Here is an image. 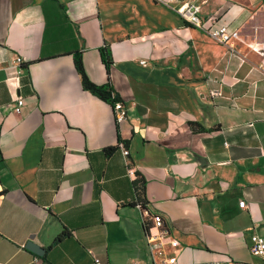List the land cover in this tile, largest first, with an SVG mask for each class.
<instances>
[{
	"label": "crops",
	"instance_id": "obj_1",
	"mask_svg": "<svg viewBox=\"0 0 264 264\" xmlns=\"http://www.w3.org/2000/svg\"><path fill=\"white\" fill-rule=\"evenodd\" d=\"M201 17L237 39L156 0H0V264H262L264 0H209ZM76 54L126 121L83 88ZM155 215L169 234L149 243Z\"/></svg>",
	"mask_w": 264,
	"mask_h": 264
},
{
	"label": "built area",
	"instance_id": "obj_2",
	"mask_svg": "<svg viewBox=\"0 0 264 264\" xmlns=\"http://www.w3.org/2000/svg\"><path fill=\"white\" fill-rule=\"evenodd\" d=\"M159 3H162L166 6H169L174 9L177 15L182 19L185 25L192 27L194 29L204 31L205 34L216 44L230 46V43L237 39L236 33H232L228 25H220L218 27L217 20H210V28L205 27L206 21L201 17L202 8L208 4L209 0H156ZM142 65L146 66V62H142ZM24 62L22 58H17L15 62V72L14 76L6 80L9 82L19 81L20 75L23 73ZM1 83V82H0ZM212 96H221L220 93H213ZM23 101L17 99L16 105L13 106V112L16 115H20L23 108ZM115 118L117 123H122L127 120V108L122 101H117L114 106ZM123 155L128 157L129 151L123 149ZM129 175H134L133 170H129ZM241 207H244V203H241ZM152 227L149 230V243L156 239H164L169 234L168 229L165 228L163 219L159 215H155L152 218ZM156 231V232H154ZM250 253L259 258L264 264V237L253 234L250 237L249 244ZM38 259V258H37ZM36 259V260H37ZM94 264H102L101 260L98 257H94ZM159 264H183L180 263L176 257H169L161 261ZM194 264H234L232 261L222 262V261H213L205 263H194Z\"/></svg>",
	"mask_w": 264,
	"mask_h": 264
},
{
	"label": "trees",
	"instance_id": "obj_3",
	"mask_svg": "<svg viewBox=\"0 0 264 264\" xmlns=\"http://www.w3.org/2000/svg\"><path fill=\"white\" fill-rule=\"evenodd\" d=\"M100 54H101V59H102L103 65L105 66V69L107 71V76H108V80H109V69L113 63L112 53H111L110 49L105 48V49H102L100 51ZM75 68L81 77L82 86L86 91H89L90 93H92L93 95H95L99 99L103 100L104 102L109 103L112 107L114 106V104L117 101H121L120 97L115 93L114 89L112 88L110 82H108L104 86H97L90 81V79L88 78V76L85 72V68L83 65V59H82V56L80 54H76V56H75ZM23 69H25V68H23ZM191 126L193 128L198 127L202 131L206 130L202 127H199V125L195 124V123L192 124ZM113 151H114V149H109L107 151V154H111ZM141 192H142V194L145 193L143 184H142V191ZM149 220H150V218L144 223V229L146 232H149V230L151 229V227L153 225L152 220H151V222H149ZM67 237H69V233L64 232L60 237L57 238V240L55 241V244L61 242L63 238H67ZM41 259H45V257H41Z\"/></svg>",
	"mask_w": 264,
	"mask_h": 264
},
{
	"label": "water",
	"instance_id": "obj_4",
	"mask_svg": "<svg viewBox=\"0 0 264 264\" xmlns=\"http://www.w3.org/2000/svg\"><path fill=\"white\" fill-rule=\"evenodd\" d=\"M26 249L31 251L33 254H35L38 257H43L46 253L45 249L31 242L27 244Z\"/></svg>",
	"mask_w": 264,
	"mask_h": 264
}]
</instances>
